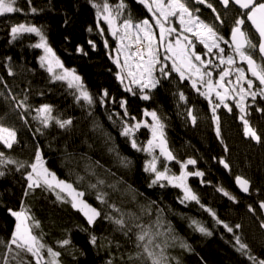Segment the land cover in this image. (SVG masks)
Masks as SVG:
<instances>
[{
	"label": "trees",
	"instance_id": "trees-1",
	"mask_svg": "<svg viewBox=\"0 0 264 264\" xmlns=\"http://www.w3.org/2000/svg\"><path fill=\"white\" fill-rule=\"evenodd\" d=\"M93 2L102 5L104 0H31L30 5L28 0H17L16 6L21 12L0 16V124L14 129L17 134L13 148L0 145V151L18 162H34L39 150L45 166L58 179L83 192L82 199L100 210L102 217L94 226H89L79 210L72 208L70 202L57 201L50 191L36 189L24 196L25 176L30 169L17 171L16 165L0 166V171L5 173L0 177V239L7 241L15 227V219L8 209L18 211L23 205L40 222L35 233L42 234L43 242L62 253L60 264H107L109 260L113 264H129L128 254L136 251L135 236L130 234L132 242L129 243V237L115 231L116 226L103 216L116 217L123 213L128 220V214H132L138 217L136 223L151 227L153 232L157 230L159 216L163 224L159 231L167 233L171 229L167 236L157 238L161 244L167 241L169 264H177V261L179 264H252L236 250L233 234L217 225L204 210L211 208L222 221L233 226L240 223L242 228L236 234L249 244L252 255L264 259V248L260 245L264 232L259 227L263 218L257 207L264 201V112L258 111L264 109V99L257 97L253 102L248 97L246 100L249 113L246 119L261 137V142L255 143L244 136L240 112L231 103V112L223 107L217 109L221 130V137L217 138L212 109L206 99L188 80L180 81L174 72L168 78L161 77L151 92L146 91L151 97L149 100H142L137 88H134L135 94L126 92L116 79L118 68L112 58L115 41L97 18ZM107 2L113 6L121 0ZM123 2L134 19L148 17L146 9L136 0ZM187 3L193 9L199 8L197 15L216 25L226 39L235 20L242 18L241 11L231 5L224 10L218 0H208L215 12L206 5L195 4L194 0ZM31 7L37 12L32 13ZM217 15L220 20L216 19ZM20 23L42 29L64 68L74 69L81 77L93 99L92 104L79 98L76 87L54 80L46 67H41V50L32 47L38 43V37L22 34L12 40L11 27ZM243 27L253 33L247 22ZM9 67L14 75H8ZM256 84L258 86V82ZM105 92L107 97H104ZM181 92L186 97L185 108H191L197 118L195 124L180 110ZM121 101L126 102L124 107ZM21 102L24 107H17ZM44 105L53 109V117L70 119L72 124L60 128L53 120L44 127L36 118L37 110ZM145 111H155L160 117L165 125L168 148L178 160L197 161L195 166L189 165L188 170L202 171L204 177H189L187 183L198 195L200 204L181 203L183 192L167 182L152 185L154 174L144 170L148 154L132 148L130 139L121 134L124 123L133 125L143 121ZM135 139L138 145L146 146L147 131L143 128L136 131ZM221 159L229 164V169L220 164ZM170 166L179 171L175 161ZM238 175L250 181L247 197L235 188ZM160 183L167 186L161 187ZM218 187L235 196L236 202L218 192ZM98 194H104L106 204L100 203ZM61 195L67 197L66 193ZM109 205L120 212L113 211ZM249 206L254 212L248 211ZM197 226L207 228L212 235L200 233ZM137 231L139 229H133V233ZM91 235L98 237L96 246L89 243ZM63 239L71 243L61 248L57 242ZM181 243L191 250L182 248ZM3 251L0 248V252ZM26 259L31 260V257Z\"/></svg>",
	"mask_w": 264,
	"mask_h": 264
},
{
	"label": "snow or ice",
	"instance_id": "snow-or-ice-1",
	"mask_svg": "<svg viewBox=\"0 0 264 264\" xmlns=\"http://www.w3.org/2000/svg\"><path fill=\"white\" fill-rule=\"evenodd\" d=\"M219 2L225 8H228L230 4H234L241 10L242 18L235 20V24L231 28L230 40L220 35L213 25L205 23L197 15L200 9L191 8L187 0H137V3L143 5L148 13L151 14V20L155 22L154 24L149 19H143L138 23L134 22L131 16L123 18L117 24V21L121 20L123 16V10L126 8L123 0L115 8L107 0H104L102 5L93 2L92 7L97 10V18L103 17L105 23L108 24L109 32L118 41L117 52L119 55L124 56V61L121 63L118 55L113 63L120 70L116 75V79L124 85L126 92L135 94L132 85H136L139 88L140 98L149 100L151 97L145 90L151 92L160 83L161 77L168 78L172 72H175L179 76L180 81L188 80L191 83V87L208 100L212 109V121L215 124L217 138L221 137L220 118L217 115V109L223 106L228 112H231L232 108L226 101L232 99L240 112L239 119L243 124L244 136L251 138L256 143H260V135L246 119L249 114L247 112L246 98L250 97L253 102L257 97L264 99V0H219ZM28 3L30 5L31 0H28ZM194 3L206 5L213 12L216 11L213 5L208 3V0H194ZM16 5L17 0H0V16L21 12L22 9ZM31 12L36 13L37 9L31 7ZM173 18L180 25L179 32H177L175 27L167 26L172 23ZM245 18L250 22L254 33L244 29ZM216 19L220 20L221 18L217 15ZM154 28L159 29L158 41ZM181 33H190L195 37V40L190 39L187 35H181ZM22 34H34L39 38V42L33 44L32 47L43 50L44 55L40 57L41 67L47 65L46 70L53 75L54 80L67 81L69 87L75 86L79 91V98H82L88 104L93 103V99L85 89L81 77L75 73L74 69L64 68L53 49L48 45L47 38L40 27L24 23L11 27L12 40L18 39ZM173 34H176L174 42L169 39ZM132 36L135 37L134 40L131 39ZM125 40L129 42L125 44ZM197 43L205 49V56L211 54L219 59V65H227L226 68L221 69L219 72L218 80L214 81L213 72L208 70L210 66H213V60L202 58V55L196 51ZM221 43L226 44L231 49L232 54L226 55L225 48L221 47ZM134 45L136 50L132 51L131 49ZM107 46V41H105V47ZM94 47L95 45L93 44ZM161 47H163L165 52L163 58L160 56ZM237 57L247 67L246 69L243 67L235 68V82L232 79L226 80L227 77L232 75V68L236 65ZM169 60L171 61V68L166 71L167 64L164 61ZM219 65H216V67H219ZM54 66L62 69V72H54ZM157 72L159 77L156 75ZM8 75H14L11 67L8 68ZM126 80L128 81L127 84L125 83ZM257 81L258 86L256 84ZM198 85L204 87L205 90L200 91ZM213 93H215V98L219 103L213 101ZM233 93L235 95H232ZM107 96L108 93L105 92L104 97ZM179 98L182 101L186 100L182 92L179 94ZM125 103V101H121V107H124ZM17 107H24V104L21 102ZM52 111L53 109L49 105H44L37 110L38 115L36 118L40 120L44 127H48L49 122L53 120L60 128H66L72 124L70 119L59 120L53 117ZM258 111L264 112V109H258ZM187 114L192 123L195 124L197 118L193 114V110L189 109ZM124 115H128L126 108ZM144 115L151 117L150 124L141 121L133 125L124 123L121 134L130 139L132 148L137 151H144L151 156L144 170L154 174V179L151 181L152 185L167 181L168 185L180 188L183 192L181 203L194 201L200 204L198 195L187 183L189 177H204L202 171L187 170L189 165L195 166L197 161L194 159H188L184 162L178 160L168 148L164 133L165 125L157 113L155 111H145ZM132 119L135 120L136 118L132 117ZM141 127L148 128L151 133V139L147 141L146 146L138 145L135 139V132ZM16 143V131L0 124V145H3L6 149H12ZM221 143H223L222 140ZM157 149L159 150V155L155 154ZM225 151H227V148H225ZM172 161L179 164V175L173 173L168 166ZM45 164L46 162L39 150L35 153L34 162H18L6 156L3 151H0V166L16 165L17 171L25 168L30 169L25 176L27 190L24 192V196H28L30 192L36 189L50 191L55 195L57 201L70 202L72 208L79 210L84 215L87 224L94 226L97 220L102 217L101 211L85 202L82 199L85 195L83 192L77 191L72 184L58 179L56 174L47 168ZM220 164L225 169L230 167L223 159L220 160ZM4 175L5 173L0 171V177ZM235 183L241 192L245 194L250 192L251 185L249 180L238 175L235 177ZM160 186L165 187L167 185L160 183ZM92 187H95V185H92ZM217 191L229 200L236 202V197L223 187H218ZM61 193H66L67 197H71V200L69 201ZM97 199L101 204L107 203L104 194H98ZM109 207L115 212H120L114 205H109ZM201 207L204 206L201 204ZM259 207L264 210V201L259 203ZM204 210L212 216L217 225H222L228 233L233 234L235 246H237L236 250L242 256H246L252 264H264V259H258L257 256L252 255L249 244L242 240L241 235L236 234L242 228L240 223H236L234 226L230 225L219 219L211 208H205ZM248 211L254 212V209L249 206ZM8 212L15 219V227L7 241L0 239V248L5 250L0 252V264H60L59 257L62 253L43 242L42 234L37 235L35 233V229L40 228V222L31 214V210L22 205L18 211L8 209ZM103 219L115 225V231L121 232L125 237H129V243L132 242L131 235L135 236L134 247L136 251L134 254H128L129 264H137V262L139 264H169V257L166 255L167 241L161 244L157 238L161 235L167 236L171 233V229L169 228L167 233L159 231L163 227L159 216L155 232L152 231L151 227L145 228L144 225L136 223L138 217L132 214H128V220L125 219L123 213L116 217L105 214ZM259 227L264 229V220H261ZM134 228L139 229V231L133 233ZM197 231L207 236L212 235V232L203 226H197ZM57 243L59 247L63 248L68 246L71 241L63 239ZM89 243L96 246L98 237L91 235ZM109 244H111V241H109ZM260 245L264 248V240L260 241ZM180 246L189 251L191 250L187 244L181 243ZM117 247H120V245L117 244ZM28 256L31 257V260L26 259ZM107 264H113V261L109 260ZM177 264H179L178 261Z\"/></svg>",
	"mask_w": 264,
	"mask_h": 264
},
{
	"label": "rangeland",
	"instance_id": "rangeland-1",
	"mask_svg": "<svg viewBox=\"0 0 264 264\" xmlns=\"http://www.w3.org/2000/svg\"><path fill=\"white\" fill-rule=\"evenodd\" d=\"M137 1V0H136ZM187 1H189V0H187ZM119 4V3H118ZM118 4H116V5H118ZM116 5H113L112 7L113 8H115V6ZM143 6V5H142ZM144 7V6H143ZM146 11H147V9H146ZM147 13H148V11H147ZM128 16H131L127 11H126V8L123 10V16L121 17V20H119V21H117V24H119L121 21H122V19L123 18H126V17H128ZM132 18V20L134 21V22H140L141 20H143V19H134L133 17H131ZM201 18V17H200ZM144 19H149L150 20V22L151 23H155L154 21H152L151 20V14L150 13H148V17L147 18H144ZM202 19V18H201ZM99 20H100V22L101 23H103L104 25H105V27L108 29V24L107 23H105V21H104V19H103V17L101 16L100 18H99ZM203 20V19H202ZM204 21V20H203ZM205 23H207V24H210V23H208V22H206V21H204ZM211 25H213V24H211ZM167 26H170V27H175L176 29H177V32H179L180 31V25H179V23H178V21L177 20H175L174 18H173V20H172V23L170 24V25H167ZM215 28H216V30L219 32V34L220 35H222L221 34V32H220V29L216 26V25H213ZM158 28H154V32L156 33V36H157V41H158ZM109 31V30H108ZM230 32H231V30H230ZM110 33V32H109ZM110 35L112 36V34L110 33ZM175 35L176 34H173V36L172 37H170L169 39H172L173 40V42H174V39H175ZM181 35H187V36H189V38L190 39H193V40H195V37H193L190 33H181ZM223 36V35H222ZM113 37V36H112ZM113 39H114V41H115V50L113 51V54H112V58H113V61L117 58V56L119 55L118 54V52H117V43H118V41H117V39L116 38H114L113 37ZM131 39H135V37L134 36H132L131 37ZM226 39V38H225ZM228 40V39H227ZM39 42V41H38ZM129 41L128 40H125L124 41V43L125 44H127ZM165 43H167V41H165ZM221 47H224L225 48V54L227 55V54H232V52H231V49H229L228 48V46L226 45V44H223V43H221ZM135 49H136V46L134 45L133 47H132V51H135ZM41 50V56L42 55H44V52H43V50L42 49H40ZM196 51L198 52V53H200L201 55H202V58L203 59H205V60H209V59H212L213 60V66H210V68L208 69V70H210V71H212L213 72V80L215 81V80H218L219 79V72L221 71V69H223V68H226L227 67V65H219V59L218 58H216L215 56H213V55H211V54H209V55H207V56H205L204 55V52H205V49L203 48V46L202 45H200L199 43H197V45H196ZM215 51V50H214ZM165 55V52H164V49L163 50H161L160 49V56H161V58H163V56ZM119 59H120V62L121 63H123V61H124V56L123 55H119ZM164 63L165 64H167V68L165 69V70H167V69H170L171 68V61L169 60V61H164ZM244 63H242L240 60H239V58L237 57V59H236V65H234L233 66V68H232V75L230 76V77H227L226 78V80L227 79H232L233 80V82H235V68L236 67H243V68H245L246 69V65L244 66L243 65ZM216 65H219V67H216ZM45 67H46V69H47V65H45ZM159 67V66H158ZM120 70L118 69V72H119ZM54 72H62V69H59V68H56L55 66H54ZM175 73V72H174ZM52 75V74H51ZM156 75H159V73L157 72L156 73ZM53 76V75H52ZM65 83H67V81H64ZM125 83L127 84L128 83V81L126 80L125 81ZM68 84V83H67ZM191 84V83H190ZM75 87V86H74ZM132 87L133 88H137V89H139L138 88V86H136V85H132ZM198 87L200 88V91H204L205 89H204V87H202V86H199L198 85ZM229 87H231V86H229ZM245 87H246V85H245ZM196 90V89H195ZM145 91H147V90H145ZM197 91V90H196ZM232 95H235V93H233ZM212 99H213V101L215 102V103H219V101L218 100H216V98H215V93H213L212 94ZM246 100H247V98H246ZM206 101H207V103H208V105H209V102H208V100L206 99ZM229 105H230V103L231 104H234L235 105V101L234 100H232V99H229V100H227L226 101ZM179 107H180V110H181V112H182V114L185 116V117H187L188 116V110L189 109H191V108H189V109H186L185 108V100L184 101H182V100H180V98H179ZM209 107L211 108V106L209 105ZM221 107H223V106H221ZM224 108V107H223ZM225 109V108H224ZM239 110V109H238ZM141 122H147V123H151V117L150 116H145V119L143 120V121H141ZM137 123V122H136ZM145 129L146 131H147V133H148V140L149 139H151V133H150V131H149V129L148 128H146V127H141L140 129ZM139 129V130H140ZM138 131V130H137ZM147 145V144H146ZM148 154V153H147ZM155 154L156 155H159V150L157 149L156 150V152H155ZM148 156H149V160L151 159V156L148 154ZM170 164L171 163H169V167L171 168V170H172V172L173 173H175L176 175H179L180 174V167H179V171L177 172L173 167H171L170 166ZM159 166V165H158ZM188 170V169H187ZM189 171V170H188ZM163 182H167V181H163ZM168 183V182H167ZM70 199H71V197H70Z\"/></svg>",
	"mask_w": 264,
	"mask_h": 264
},
{
	"label": "water",
	"instance_id": "water-1",
	"mask_svg": "<svg viewBox=\"0 0 264 264\" xmlns=\"http://www.w3.org/2000/svg\"><path fill=\"white\" fill-rule=\"evenodd\" d=\"M218 3H219V5L222 7V9H227V8H225L222 4H220V2H219V0H218ZM232 7H234V8H236L237 10H239V11H241L239 8H238V6H236V5H234V4H230ZM229 5V6H230ZM245 20H246V18H245ZM246 22H247V24L249 25V27L251 28V25H250V22H248L247 20H246ZM251 30L253 31V33H254V29H252L251 28ZM231 33V32H230ZM158 38H159V30H158ZM228 40H230V34H229V38H228ZM161 50H163V47H161L160 48ZM246 65V64H245ZM246 67H247V65H246ZM258 82V81H257ZM253 142H255V141H253ZM256 143V142H255ZM173 162V161H172ZM172 162H170V163H172ZM235 188H236V190L238 191V193L240 194V195H242V196H244V197H247V196H249V193L248 194H245V193H243V192H241L240 191V189H239V187L236 185V183H235ZM260 203V202H259ZM259 203H258V205H257V207H258V209H259V211H260V213H261V216H262V218H263V220H264V210H261L260 209V207H259ZM262 231L264 232V229H262Z\"/></svg>",
	"mask_w": 264,
	"mask_h": 264
},
{
	"label": "built area",
	"instance_id": "built-area-1",
	"mask_svg": "<svg viewBox=\"0 0 264 264\" xmlns=\"http://www.w3.org/2000/svg\"><path fill=\"white\" fill-rule=\"evenodd\" d=\"M136 50V49H135Z\"/></svg>",
	"mask_w": 264,
	"mask_h": 264
}]
</instances>
